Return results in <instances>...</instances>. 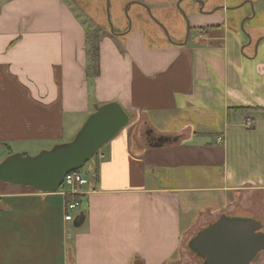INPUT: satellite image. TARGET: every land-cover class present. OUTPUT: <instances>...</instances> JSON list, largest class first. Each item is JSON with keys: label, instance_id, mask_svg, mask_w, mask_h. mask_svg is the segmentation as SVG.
<instances>
[{"label": "crops", "instance_id": "0c3cea01", "mask_svg": "<svg viewBox=\"0 0 264 264\" xmlns=\"http://www.w3.org/2000/svg\"><path fill=\"white\" fill-rule=\"evenodd\" d=\"M127 1L142 25L147 7L163 12L185 0ZM200 1L188 7L193 40L158 41L140 27L105 35L97 73L68 0H0V161L71 141L106 103L133 115L84 168L97 181L80 196L82 223L65 220L62 190L0 181V264H179L187 237L211 219L185 225L196 192L234 193L200 214L221 215L245 192L264 190V172L250 162L228 168L229 145L257 151L264 132V0ZM247 3L254 14L235 12ZM258 14L243 53L257 47L232 55L228 33L241 37V20Z\"/></svg>", "mask_w": 264, "mask_h": 264}, {"label": "rangeland", "instance_id": "374dc122", "mask_svg": "<svg viewBox=\"0 0 264 264\" xmlns=\"http://www.w3.org/2000/svg\"><path fill=\"white\" fill-rule=\"evenodd\" d=\"M70 4L73 5V7L77 10V13L85 23L89 33L94 35V40L99 41L101 37L109 34H118V33H124L129 30L135 29L137 27H140L146 35L150 39L155 37L158 41L161 39L163 41H181L184 42L188 39V37L193 40V38L198 35L199 29L190 22L188 15L189 10L188 7L192 3H197V6H201L200 3H198L200 0H185L183 2H177L172 5V9H167L166 11L159 12L156 10H150L149 7L148 11H144L146 18V23L144 24H138L136 19V12L134 11V4L129 5V1L127 0H68ZM201 2V1H200ZM108 3H109V13L110 18L108 16ZM133 7V8H132ZM247 7H250V10L252 14L255 13V8L253 4H245L241 8H238L235 10L236 13H240L241 11H244L247 9ZM142 9V8H140ZM248 16V15H247ZM245 18V17H244ZM244 18L241 20L238 31L241 35L239 37L235 30L234 32H230L227 35L228 43L230 45H233L234 53L232 55L234 56H241L240 54H243V57L248 54L247 52H253L254 47H257V41L253 42L250 47L243 53L244 46L246 43H251L252 38L254 39V36L252 35L251 40L249 37V34L251 35V32L248 30V27L253 24L254 22H257L259 20V14L254 19H250L247 21H244ZM264 23V21H263ZM114 28L115 32H112V27ZM243 36H246L247 39H243ZM189 39V40H190ZM243 40V42H242ZM241 41V42H239ZM257 51V49H255ZM263 57H259V60H262ZM255 64V63H254ZM255 70V69H254ZM243 78V76H242ZM218 80V79H217ZM214 81L216 83L213 85L215 88H219V80ZM247 111V110H243ZM258 114V120L263 118L264 122V111ZM257 114L253 113L254 116ZM223 126V124H219V121L217 123L213 124V133H216L215 131L220 130V128ZM264 128V125L261 126V129ZM260 132V130H259ZM260 141L255 142L257 151H245L243 148H238L237 150L242 149L241 152H233L232 145L230 144L229 147V155H228V168H230L233 171L237 170H245L248 167V162H250V166H253V169L258 168L261 173L264 172V132H260ZM236 142V138H235ZM234 144V142L232 143ZM94 159V157H93ZM91 159V160H93ZM88 161L81 170L85 171V166L91 162ZM254 163V165H253ZM247 167V168H246ZM238 173V172H237ZM264 174V173H263ZM63 190L68 189L67 185H62L61 187ZM222 194V193H221ZM219 192H196L195 199L193 201V215H185V225L191 224L193 226L205 221L207 218L211 217L209 221H212L219 217V215H200L201 212H206L207 210L212 209L214 212L215 210L222 209L224 206H227L229 202L233 201L236 198V195L234 193H230L228 196L224 195V197L221 196ZM243 197L240 198L239 201L234 202L235 205L239 204L240 209H251L253 212L257 214L259 218L264 220V190H261L257 193L250 191L248 193L245 192ZM230 205L227 208L224 209V211L221 212H231L234 211V206ZM243 208H242V207ZM238 208H236L235 211H237ZM202 227V226H201ZM201 227H195L193 230L196 233ZM190 238V236L187 237V241ZM190 261V262H189ZM198 264V261L195 260V258L190 253L187 244H185L184 249L182 250L181 254V261L179 264ZM252 264H264V251H262L255 262Z\"/></svg>", "mask_w": 264, "mask_h": 264}, {"label": "water", "instance_id": "95a60500", "mask_svg": "<svg viewBox=\"0 0 264 264\" xmlns=\"http://www.w3.org/2000/svg\"><path fill=\"white\" fill-rule=\"evenodd\" d=\"M108 16L109 3H108ZM112 32H115L113 26ZM133 115H130L117 102H110L98 106L88 117L75 137L68 142L59 143L50 149L36 155L28 152L9 154L0 161V181L21 185H29L43 192H55L61 189L65 176L74 170L81 169L95 154L125 126ZM93 160H91L92 162ZM1 203V201H0ZM85 213L81 212L75 221L82 223ZM218 222L205 229H209L210 243L221 247L228 246L227 256L233 260L237 252L240 239L235 227ZM253 256L264 248V234H260L255 242ZM235 246V247H234Z\"/></svg>", "mask_w": 264, "mask_h": 264}, {"label": "flooded vegetation", "instance_id": "af4514ba", "mask_svg": "<svg viewBox=\"0 0 264 264\" xmlns=\"http://www.w3.org/2000/svg\"><path fill=\"white\" fill-rule=\"evenodd\" d=\"M118 34H121V32ZM161 140H165V138ZM236 208H238L237 211H235ZM236 208L231 212H223L212 221H207L196 233L190 235L186 244L198 264H252L259 254L264 251V248L260 249L247 262L253 254L256 246L255 242L259 235L264 234V220L259 218L251 209H244L243 207V209H240L238 206ZM218 222L222 227L225 225L233 226L232 228L235 227L238 232L240 242L236 245L237 252L233 260L227 256L226 249L228 246L221 245L220 247L217 244L210 243L209 229L205 231L207 227L215 226Z\"/></svg>", "mask_w": 264, "mask_h": 264}, {"label": "built area", "instance_id": "2783aa9c", "mask_svg": "<svg viewBox=\"0 0 264 264\" xmlns=\"http://www.w3.org/2000/svg\"><path fill=\"white\" fill-rule=\"evenodd\" d=\"M221 141V137L218 138ZM97 176L95 172L91 174L84 173L81 169L69 172L64 178V185L68 189L62 190L64 194L72 196V199L67 200L65 203V220L72 221L75 214L82 206L81 195L91 191L96 184Z\"/></svg>", "mask_w": 264, "mask_h": 264}, {"label": "trees", "instance_id": "16d2710c", "mask_svg": "<svg viewBox=\"0 0 264 264\" xmlns=\"http://www.w3.org/2000/svg\"><path fill=\"white\" fill-rule=\"evenodd\" d=\"M87 39H88V54L91 61V69H94L98 73L99 59H100V48L99 41L94 40V35L89 33L87 29ZM240 110H248L246 107L239 108ZM98 153V152H97ZM96 153V154H97ZM95 154V155H96ZM80 170V169H78ZM60 190H63L62 188ZM72 199V196L68 195V200Z\"/></svg>", "mask_w": 264, "mask_h": 264}]
</instances>
